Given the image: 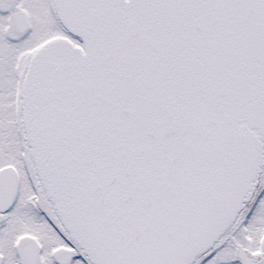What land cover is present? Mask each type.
Masks as SVG:
<instances>
[{"label": "water", "instance_id": "obj_1", "mask_svg": "<svg viewBox=\"0 0 264 264\" xmlns=\"http://www.w3.org/2000/svg\"><path fill=\"white\" fill-rule=\"evenodd\" d=\"M52 2L80 45L43 42L23 79L41 186L92 264H188L262 164L264 0Z\"/></svg>", "mask_w": 264, "mask_h": 264}, {"label": "flooded vegetation", "instance_id": "obj_2", "mask_svg": "<svg viewBox=\"0 0 264 264\" xmlns=\"http://www.w3.org/2000/svg\"><path fill=\"white\" fill-rule=\"evenodd\" d=\"M52 2V0H51ZM52 16L53 25L56 32L48 35L38 41L32 46L31 53L29 54L27 65L31 54L49 38L57 36H66L67 33L59 25L52 2ZM13 25L18 36L24 35L29 30L33 29L32 19L30 20L27 13L23 11H17L13 15ZM27 65L24 70L20 67H15L12 73L15 77L13 85V96L11 101L12 106V119L14 127V135L18 148L17 163L6 162L0 164V169L8 167L9 170H13V176L6 175L3 180L6 183H11L12 177L16 179V191L15 194H0V229L2 230L6 223L9 222V217L14 214L17 204H19L21 197L22 186H27L30 194H26L25 198L35 208L41 219L49 228V234L47 235V242L53 244L55 248L53 251L52 259L54 264H91L86 257L82 254L80 248L70 238L68 232L61 226V223L55 214L51 202L47 198L44 190L41 189L39 194V187L41 184L38 181L34 163L30 154V147L28 146L27 138L25 136L22 125V84L23 76L25 74ZM11 168V169H10ZM11 170V171H12ZM264 153L263 164L261 165L259 172L257 173L255 183L251 190V193L243 202V207L235 216L233 223L227 227V229L217 238L211 246L205 248L198 253L196 257L188 264H260V259L254 250L256 249L253 236L249 235V222L255 211L258 209V205L261 204L264 198ZM40 184V185H39ZM43 191V192H42ZM239 219V221H238ZM238 222L239 231H243L241 236L246 235L250 239L249 246L240 247L236 246V253L233 254V249L226 248V242L228 240H221V237L231 229ZM31 236V235H30ZM30 236L26 234H19L13 238L9 243L12 251V257L0 248V264H47L45 244L38 239H29ZM7 240V238H5Z\"/></svg>", "mask_w": 264, "mask_h": 264}, {"label": "rangeland", "instance_id": "obj_3", "mask_svg": "<svg viewBox=\"0 0 264 264\" xmlns=\"http://www.w3.org/2000/svg\"><path fill=\"white\" fill-rule=\"evenodd\" d=\"M52 9L51 0H0V164L17 163L18 148L11 111L15 79L12 70L14 66L24 70L32 46L44 37L56 32L52 22ZM17 11L27 13L34 25L33 29L24 33L23 36L15 34L13 15ZM22 187L21 194L23 195L20 196L21 200L17 204L14 214L9 217L10 220L4 228L0 229V248L12 257L9 243L13 238L19 234L31 235L29 239L39 238L45 244L47 264H54L52 254L55 248L46 240L49 228L41 219L40 214L31 204L29 205L25 198L26 194H30L29 189L26 188V185ZM41 189L39 187V194H42ZM258 206L257 211L250 219L248 234L253 236L256 246L254 252L259 257L260 264H264V198ZM240 233L242 234L243 231L241 229L239 231L237 222L230 232L221 237V240H225V238L228 240L226 248L233 249L234 255L237 250L236 246H249L250 239L246 235L241 236Z\"/></svg>", "mask_w": 264, "mask_h": 264}]
</instances>
